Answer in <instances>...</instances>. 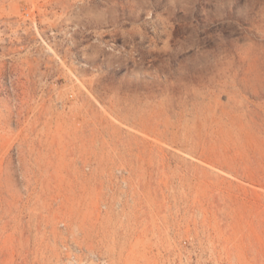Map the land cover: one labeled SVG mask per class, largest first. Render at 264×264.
Listing matches in <instances>:
<instances>
[{
	"label": "rangeland",
	"instance_id": "obj_1",
	"mask_svg": "<svg viewBox=\"0 0 264 264\" xmlns=\"http://www.w3.org/2000/svg\"><path fill=\"white\" fill-rule=\"evenodd\" d=\"M0 264H264V0H0Z\"/></svg>",
	"mask_w": 264,
	"mask_h": 264
}]
</instances>
